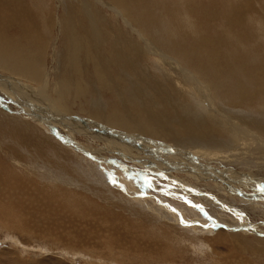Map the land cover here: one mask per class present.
<instances>
[{
  "label": "bare ground",
  "instance_id": "obj_1",
  "mask_svg": "<svg viewBox=\"0 0 264 264\" xmlns=\"http://www.w3.org/2000/svg\"><path fill=\"white\" fill-rule=\"evenodd\" d=\"M47 1L0 0V103L7 107L9 104L19 107L18 115L10 109H7L10 111L7 113L8 116L3 113L6 123L12 126L14 124L16 130L12 131L21 135L26 131L25 128L31 131L39 128L37 118L31 120V115L21 113L22 105L27 108L24 99L26 98L31 105L29 109H33L30 112L46 125L48 122L55 128L62 127L71 143L78 134L87 136V140L91 143L89 148L77 144L71 146L61 135H57L56 140L62 150L66 145L70 153L76 154V161L85 163L86 170L84 165L80 167L81 169L83 167L84 171L94 170V176L106 168L117 171L115 173L119 172V182L126 189L121 191L126 193L122 194L128 203L133 199L135 203L152 204L154 208L146 207V211L153 213L155 219L158 218L159 225L170 226L172 231L185 232L186 237L188 233L191 240H195L191 238L195 235L199 242L192 244L194 249L196 248V252L201 255L206 254L207 249L209 252L214 243L210 245L205 239L207 230L201 227L204 225L199 220L201 211L182 200L179 207L176 199L173 203H163L164 199L162 201L161 197H168L160 193L156 195L157 192L151 190L148 191L150 199L146 201L139 198L140 188L137 187V182L128 179L120 165L127 167L133 173L148 169L165 174L160 168L162 155H170L165 159L171 162L175 157L180 156L179 152L182 149L191 151L199 158L198 161L195 160L194 165L192 163L182 165L185 171L193 172V180L191 182L181 177L174 178L178 183L176 182L172 189L180 195L187 196L189 201L192 199L186 189L204 190L210 187L209 182L213 183V179H208L204 171L219 172L211 167H206L208 170H204L201 160L204 162V160L214 161L224 158L227 161L231 160L230 164L237 166L242 164L249 168H264V110L261 109V113V110L254 109L257 102L260 107L264 106V57L258 58L264 52V36L258 37L256 24L251 22L256 19L264 21V0H238V3L231 0H196L190 2L191 4H184L185 0H179L180 3L178 0H53L57 3L58 10L52 4V9L48 6L50 10L41 12L47 8ZM107 10L113 12L112 18L106 15ZM182 21L186 22L183 26ZM216 23H221L222 29H219L221 31H218V27L215 28ZM55 34L56 37L52 38ZM151 56L154 57V61L158 60L160 64L158 67L163 71L161 74L163 79L160 83L154 74L142 65L143 61ZM111 57L115 59L114 64L111 62ZM113 65L119 68L118 72L121 74L119 78L117 76L109 80V73L104 69L108 70V67L111 69ZM6 81H11L12 85H8ZM124 84H127L126 88ZM107 94L116 97L113 102L115 106L105 100ZM45 110L50 111L51 119L42 113ZM251 111L252 114L261 113V115L254 117ZM168 113H172V117ZM180 114L182 117H179ZM42 116L45 119H42ZM177 116L179 118L175 120ZM72 126L78 128L76 136L71 131ZM215 130L218 131L217 137ZM116 132L126 135L124 136L126 138L129 135L134 136L128 137L129 140H134V143H137L135 139L141 143L142 138L146 139L152 153L155 154L154 157H159V160L155 161L153 158L151 165H142L140 160L133 161L134 165L128 164L127 161L132 162L129 153L133 149L125 144L124 149L127 147L128 154L121 153L122 159L113 156L118 155L115 151L120 147V144L118 146L114 144L119 138ZM221 135L226 136V139H222ZM151 139L172 141L175 144L173 149L180 150L174 152L164 144L150 142ZM103 140L115 149L113 155L106 153L111 152L108 148L110 145H104ZM101 142L105 148L103 150L99 149ZM48 150L52 151L51 148ZM18 152L21 153L19 150ZM138 157L142 160L141 156ZM111 161H117L118 164L114 165L110 163ZM256 162L260 164L250 166ZM143 163L146 164L144 161ZM74 165L73 167H77ZM135 165L143 168L138 169ZM67 168L60 166L63 171ZM226 171H230L229 168ZM226 171L220 175L225 176V180L228 178L232 180L228 183L229 187H233L231 190L228 188L231 196L238 195L240 201L249 200L251 203L260 197L264 199L257 188L258 185H264V174L236 175L230 171L233 174L231 175ZM106 172L103 171L102 174L107 176ZM166 173L170 176V173L167 171ZM191 174L186 175L190 178ZM98 178L102 182L105 181L99 176ZM169 181L159 180L155 183L168 184ZM204 193L206 192L200 191L201 195L206 196L204 198L207 201H204V204L201 201L200 204L197 200L192 202L195 205H203V210L212 217L208 222L210 224L207 223L209 227L212 224L216 225L215 228H220L222 225L227 227L222 228L229 233L220 236L218 242L225 243L226 246L230 238L236 243L237 254L242 257L249 256L253 260L257 259L260 252L249 242L254 239L250 235H264L263 226H259V224L264 225V220L257 223L258 225L253 224L252 218L246 212L239 210L236 204L223 206L222 201L218 202L213 196L207 197ZM160 199L161 202H158ZM53 204L50 206L57 209V205ZM168 205L171 208L177 206L176 212H173ZM218 208L228 211L229 215H220L216 211ZM230 213L237 215L234 217L242 222V229L231 226L237 223H234ZM241 213L243 216L240 215ZM185 214L187 217H193V221H187L190 227L181 224V217L186 219ZM90 217L93 219V215ZM165 218L168 220L167 224L165 221L161 223L160 221ZM202 218L205 220L204 217ZM89 219L87 220L90 221ZM169 222L172 224L170 225ZM215 232L216 230L212 228V233ZM188 237L179 238V242H183L181 239H184L191 243L190 239L187 240ZM256 238L264 242L260 236ZM202 240L206 241L205 245L200 242ZM9 241L16 246L15 251L18 254L30 250L22 246L14 237ZM1 245L2 243L0 247ZM211 253L218 255L215 251ZM22 263L25 264L24 259Z\"/></svg>",
  "mask_w": 264,
  "mask_h": 264
},
{
  "label": "rangeland",
  "instance_id": "obj_2",
  "mask_svg": "<svg viewBox=\"0 0 264 264\" xmlns=\"http://www.w3.org/2000/svg\"><path fill=\"white\" fill-rule=\"evenodd\" d=\"M193 1H196V0H185L184 4H187V3L191 4L193 3ZM205 1H209V0H205ZM231 1L238 3V0H231ZM178 2L180 3L179 0ZM52 4L58 10L57 3L54 2L53 0L52 2L51 0H48L47 8H45L41 12H46L52 9ZM48 6L50 9H48ZM105 13L109 18H112L114 15L113 12L111 11L109 12V10L105 11ZM61 16H62V13H61ZM189 22L190 21H188V23ZM251 22L256 24L255 27L257 29L258 37H263L264 36V21L263 20L258 21L256 19L255 21H251ZM185 23L186 22L182 21L181 22L182 26L185 25ZM215 28H217L218 31H221L219 30V29H222L221 23H216ZM55 37H56V34L53 35L52 38H55ZM261 57H264V52L260 54V56H258V58H261ZM111 59H112L111 62L114 64L115 59L113 57H111ZM153 59L154 57L152 56L150 58H146L143 61L144 64L142 65L145 68L147 67L146 69L148 71L150 70L151 74H154L157 81L160 83L163 79V76L161 75L163 71L160 69V67H158L160 66V64L158 63V60L156 59L154 61ZM110 68L111 69H109L108 67V70L106 68L104 69V71L106 70V72L108 71L109 73L108 75L109 80L110 79L112 80L113 77L117 78V76L119 78V75L121 74V72H118L119 68H115L114 65ZM113 71H114V74H113ZM6 82L8 85H12L11 81H6ZM123 86L126 88L127 84H124ZM167 87L169 86L167 85ZM24 99L26 100L27 108L25 105L21 106L22 115L29 114L32 117V119L30 118L31 120L36 119V118L39 120L37 123V126L39 128H35L33 129V131L25 128L26 131L24 133L26 134L23 133L24 135L13 132L12 130H14L16 126L14 124L13 126L9 125L10 123L7 124L3 116V113L6 114L7 116L9 115L7 113H9L10 111H7V109H10L12 110V112L17 113V110H18L17 108L19 107L17 106L16 108L15 105L9 104V107H10L9 108L7 107V105H3L0 103V145L3 148L1 149L0 147V243H2L0 247V264H24L22 263L23 259L25 261V264H264V252H263L264 242L258 241L257 238L255 239V237H259V236L264 239V235H258V234L250 235V237L251 238L253 237L254 239L252 238L253 239L252 240L250 238V240L252 241H249V242H251L257 248L256 250L260 252L257 256V259L255 260H253V258H250L249 256L242 257V255L237 254L236 253L237 252L236 243H234V241L230 238L227 240L228 242L226 246H225V243L218 242V240H220L219 238L220 236L225 235L226 233H229L227 230L222 228V227H225L224 225H222L220 228L219 227L215 228L216 232L214 234L212 233V227H208L206 229L207 231L205 233L206 234L205 239L209 241L210 245L214 243L213 244L214 246L213 245L211 246V249L209 250V252L207 249L206 254L201 255V253L196 252V248L194 249V245L192 244H196L199 242L198 237L196 239L195 235L194 237H191V238H194L195 240L193 239L191 240L189 238L190 236L188 237L189 234L187 233V237H188L187 240L190 239L192 241L191 243H189V241L187 242L184 239H181L183 242H179V238H187L186 235L184 234L185 232L172 231L170 229V226L164 225V227H162L161 225H159L158 218L155 219L154 218L155 215L153 213L151 214L149 211H146V207H149L150 209L154 208L152 207V204L150 205L148 203L147 205H143L141 203L139 204V202H137L138 203L137 204L135 203L136 201H134L133 199L130 200L128 203V201L124 199L126 197L123 196V194H126V193L122 192L120 188L114 187L112 184H110L107 176L102 174L103 171H107V172L109 171L117 172V171L110 169V168H106V170H100L101 172V173L99 172L100 175L96 174V176H94L95 175L94 170L84 171V168L86 170V167L84 165L85 163L79 160L76 161L77 159L76 154L70 153V150H67L66 145L64 147V150L61 149L62 147L59 145L58 141L56 140V138H58L57 135H61V137L65 141L67 140L71 146L75 144L80 145L83 148H89L91 146L90 141L87 140V136L79 135V134L76 136V132L78 130V128H75L76 125L75 127L72 126L71 128V131L74 132L73 134L76 136L73 142L71 143L66 135L65 130L62 127L55 128L54 126L49 125L48 122L46 125L45 122L41 121L38 117L34 116L33 113L30 112L33 109L31 108L29 109V107H31L29 101H27L26 98ZM105 100L113 104L114 100H116V97L112 94L110 95L107 94L105 95ZM158 100L161 102L160 99ZM113 106H115V104H113ZM255 107L256 108L254 109L256 111L258 110L260 111L261 109L264 110V106L260 107L258 105V102L256 103ZM262 110L260 111L261 113H262ZM49 112L50 111H47V110H45L44 112L42 111V113H44L45 116H47L48 118L50 116ZM261 113L259 115H261ZM171 114L172 113H168L170 117H172ZM251 114H252V111H251ZM16 115H18V113ZM252 115L256 117L255 115H258V114H252ZM179 117H182V115ZM179 117L178 116L177 118L175 117V120H178ZM42 119H45V117L42 116ZM10 126L12 129L10 128ZM34 132H36V134ZM215 132H216L215 136L217 137L218 131L215 130ZM116 134L117 136H119V138H118V141L114 142V144L116 143L115 145L117 146L120 144L119 149L115 151L118 155L114 154L113 150L115 149L110 144H108L110 145L108 146L103 140V144L104 145L106 144L108 148L110 149L109 151L112 152V153L111 152H106V153L111 154V155L114 154L113 156H117L119 158L121 157L122 159L121 153L124 152L123 154L125 155L128 154L127 147L126 149H124L125 145L126 146L128 145L129 147L133 149L132 152L129 153V158L132 162L127 161L128 164L131 163L134 165L133 161L138 162L140 160V163L142 165H151V162H153V160L155 161L159 160L158 159L159 157L157 156L156 158L154 157L155 154L152 153L151 147H149L148 143L146 142L147 141L146 139L142 138L143 139L142 143L137 141L138 139H135L137 143H134V140L128 139V137L132 138L134 136L128 134L129 136H127L126 138L124 137L126 135L122 133L116 132ZM26 135H28L29 138ZM220 137L222 139H226V136L224 135H221ZM227 137H229V135ZM36 139L38 140L40 139V140L37 141ZM22 141L23 143H21ZM53 141H56V142H53ZM153 141H155L158 145L164 144V146L170 147L169 149L173 150L174 152L180 150V149L178 150L173 149V147H175L174 146L175 144L172 141L164 142V141H159L157 139L150 140V142H153ZM55 143L58 145H56ZM103 144L102 142L99 144L100 150L105 149L102 146ZM30 147L34 148L37 151V153L34 149ZM37 147H39V149ZM43 147L47 150H45ZM54 147H56V149H53ZM49 148H51L52 151L48 150ZM5 150L9 153L7 154ZM18 150L21 153H19ZM27 151H30V152H27ZM60 151L63 154L60 153ZM172 154L173 153H171V155ZM179 155L180 156H178V158L175 157L173 161L171 162L167 160L170 155L168 156L167 154L168 157L166 155L161 156L162 165L160 168L161 170L165 172V175L169 177L168 180L166 181H169V179L170 181H173V180L175 181L176 178L179 179L181 177L186 180L188 179L192 182L193 172L185 171V168L182 164L192 163L194 165L195 163L193 162L195 160L198 161L199 158L196 157V155L193 154L191 151L189 150L186 151L184 149H182L179 152ZM5 156L6 157L8 156L9 159L5 158ZM138 156H141L142 160L139 159ZM135 158H137L138 160H135ZM223 159L219 158L214 161L204 160L205 163L201 160L204 170H208L207 168L211 167V169H214L217 172L219 170L218 172L219 174L215 172L214 174L211 171H209L210 173H207L204 171V175L206 176L207 174L208 179H213V183L209 182L208 184L211 188L209 187L208 188L209 190L208 189H204V190L197 189L196 191H193L192 193L187 192L189 193L188 195H190V198L192 199L191 202L195 200L199 201V203L200 201L202 203L204 201H207L204 198L206 196L201 195L203 193L200 194V191H204L206 192L204 194H206L207 197L213 196V199H216L218 202L222 201L221 204L223 206L229 207L235 204H236L235 205L236 207L239 206L238 207L239 210L246 212V214L252 218L251 222L253 224L263 222L264 220L263 219L264 218V199L263 198L261 199L260 197V198H257V200L255 201L253 200L254 202L251 203V201L249 200L240 201L241 199L238 195H235V197L234 195L231 196L228 188H230L231 190L233 187H229L230 184L228 183H230V181L232 180H229V178L225 180L224 179L225 176H221L220 174L221 173L224 174L223 171L225 172L226 169L229 168V170L233 171L234 174L236 175H239L241 173V174L257 176L260 173L264 174V168H257V167L249 168L248 166L246 167L242 164H239L237 166L236 164H230L231 160L228 159L229 161L228 162L227 159H224L227 161L226 162ZM16 161L17 162L20 161L18 162V165ZM143 161L146 162V164L143 163ZM74 164H76L77 167H73ZM259 164H260L259 162H256L254 164H250V166H256ZM61 165H63L64 169L68 167L67 168L68 171L67 170L63 171V169L61 170L60 169ZM82 165H84L83 166L84 168L82 167L81 169L80 167ZM71 166L73 167V169ZM165 166L168 168H166ZM45 167L46 169L44 170ZM136 167L138 169L143 168L141 166H136ZM157 169H159V166ZM66 171H67V174H65ZM166 171L170 173V176L166 173ZM230 171H226V173L233 175L232 172L230 173ZM188 172H190V174L192 173L190 178L189 176L186 175V174L190 175ZM96 173L98 172L96 171ZM118 173H115V174L117 177L118 176L120 177V174ZM172 174L174 176H172ZM52 175H54L55 177ZM97 175L103 178L105 181L102 182L98 178ZM44 178H47V179H44ZM224 181H225V184H224ZM175 182H177V180ZM109 184L111 185L112 188L109 187L110 186ZM255 184H259V183H255ZM139 192H140V189H139ZM149 192L151 191L149 190ZM129 193L130 195H132L130 191ZM155 194L157 195L159 193L157 192ZM256 194L258 195V193ZM158 196H157V199L159 198ZM143 199L147 201L150 198L149 196H147V197H144ZM161 199L162 201L164 199L163 203L176 202L174 201L175 199H172L171 197H168V198L161 197ZM161 199H160V202H161ZM247 202L249 205L247 204ZM52 203L57 205V209L50 206ZM176 204L179 207L180 204H182L181 200H179V202L177 200ZM210 204H213V203H210ZM177 206H175L174 208L176 209ZM215 207L217 208V206ZM58 208L62 209L63 211H61ZM177 210L180 211L179 208H177ZM216 211H218V213L222 216L229 215L228 211L226 212L224 210H220L219 208ZM259 214L260 216H258ZM92 215H93L94 221L92 217H90ZM198 215H200V213H198ZM185 216H186V219H185L186 223L187 221H193V217H190V216L187 217L186 214ZM234 216L237 217L236 214L230 213V217L231 218L233 217L234 219L232 218V220H234L235 221L234 223H237V224H233L231 226L242 229L241 228L242 222L240 220L238 221L237 218ZM94 217H97V219L99 218V220H97ZM202 217H204L203 214L200 215L199 220L204 225H206L209 222V220H206V219L203 220ZM87 219H89L90 221H88ZM166 219L167 218H165L164 220L162 219L160 222L162 223L165 221L166 223L168 221ZM100 220H102L103 222ZM201 222H200V225H201ZM169 224L171 225L172 223L169 222ZM259 226L260 227L263 226L262 228H264L263 224L261 225L259 224ZM102 227L104 228L102 229ZM202 229L205 230V228L203 227ZM13 237L16 238L22 244V246H26V248L30 250H27L26 252L22 254L19 253L20 254L19 255L18 252L15 251L16 246L9 241V239ZM200 242L202 243L203 240ZM204 242L202 243L203 245H205ZM232 245L234 246L232 247ZM33 250H36V251H33ZM213 251L217 252L218 255H214L213 253H211ZM76 253H77V256H76ZM82 256L83 258L84 257L85 258L83 259Z\"/></svg>",
  "mask_w": 264,
  "mask_h": 264
},
{
  "label": "snow or ice",
  "instance_id": "obj_3",
  "mask_svg": "<svg viewBox=\"0 0 264 264\" xmlns=\"http://www.w3.org/2000/svg\"><path fill=\"white\" fill-rule=\"evenodd\" d=\"M110 163L116 165L118 164L117 161H111ZM120 168L124 171L125 175L127 176L128 179L130 180H135L137 182V187L140 188V192L138 193L139 198H144L148 196V191L151 190L152 192H158L161 195L171 197L172 199L176 200H182L183 202L189 204L191 207L197 208V210L201 211V213L204 215L205 219L211 221L212 217L208 216V214L203 210L202 205H195L191 201L187 199V196L180 195L173 191V186L176 184L175 181H170L168 184H159L157 185L155 182L159 180H167L168 177L161 172H153L148 169L144 170H137L134 173L130 172L129 169L123 165H120ZM106 175L108 176L109 183L112 184L114 187L120 188L122 191H126L124 189L123 185L119 182V177L116 176L115 172L109 171L106 172ZM258 191L264 195V185H258L257 186ZM185 191L191 192L193 190L191 189H186ZM160 202V201H158ZM168 207L171 208L170 205ZM173 212H176L175 208H171ZM243 216V213L240 214ZM181 224L190 227L191 225L186 224L184 221L183 217H181ZM201 227L207 229L209 225H201ZM211 227L215 229L216 225L212 224Z\"/></svg>",
  "mask_w": 264,
  "mask_h": 264
}]
</instances>
